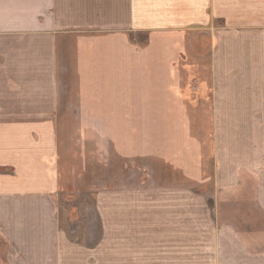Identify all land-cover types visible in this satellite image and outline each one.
Wrapping results in <instances>:
<instances>
[{"label":"crops","instance_id":"0c3cea01","mask_svg":"<svg viewBox=\"0 0 264 264\" xmlns=\"http://www.w3.org/2000/svg\"><path fill=\"white\" fill-rule=\"evenodd\" d=\"M106 125L119 159L117 127H147V169L177 181L127 198L115 183L112 246L97 197L88 247L58 196L69 127ZM169 127L204 143L202 167ZM0 247L9 264H264V0H0Z\"/></svg>","mask_w":264,"mask_h":264},{"label":"rangeland","instance_id":"374dc122","mask_svg":"<svg viewBox=\"0 0 264 264\" xmlns=\"http://www.w3.org/2000/svg\"><path fill=\"white\" fill-rule=\"evenodd\" d=\"M150 128L155 131L157 130V132L160 131V127ZM69 129V134L73 136V149L71 155L69 154L71 157L68 159V163L71 166L65 180L68 185L71 184V188L69 187L62 191L58 196L61 203L60 226L62 231H65L73 243L78 242L88 247L97 246L100 244L102 237V220L96 210V200L97 197L104 198V207L106 210L105 244L112 246L113 227L115 224L113 221V199L119 193V190L114 189L113 185L115 183H121V198L129 197V189L135 191L131 193V197H144L145 188L152 181H177L176 175H166L165 173L161 175L158 172L151 174L147 169V167H159L156 166L159 164L156 159L146 158L145 156L144 141L152 140L151 133L146 134L147 127H117V134L121 133L120 150L123 154L128 146L131 145V159L125 156H121L119 159L118 154L114 150V133L116 127L107 125L74 126L69 127ZM188 130L187 127H169L170 134H176L178 137L181 134H185V136L183 135L185 141H182L180 144L184 146V163L188 167L187 169H190L191 166L197 163L202 167L204 165V157L206 156L205 149L203 148L204 143H201L199 151L197 150L195 152V143L192 140H187L191 139L192 134V131ZM155 131L152 132L155 133ZM129 135H132L131 144L128 140ZM171 144H173L172 146H176V142ZM200 153L202 158L196 162L198 158L196 155ZM194 156L196 159H194ZM187 178L185 176V179H182L180 176L179 181L185 180L187 182ZM204 178L207 179L205 176ZM85 182H87L89 191L81 190L83 186L85 187ZM208 187L207 185L200 189H190L187 192L192 193V196L198 195L207 198L212 193V190ZM3 249L5 248L0 247V251L5 252ZM110 251L104 254L106 263H111L112 253ZM2 252L0 253V262L2 264H9V254L7 255Z\"/></svg>","mask_w":264,"mask_h":264}]
</instances>
